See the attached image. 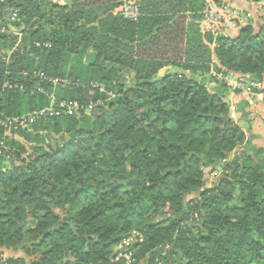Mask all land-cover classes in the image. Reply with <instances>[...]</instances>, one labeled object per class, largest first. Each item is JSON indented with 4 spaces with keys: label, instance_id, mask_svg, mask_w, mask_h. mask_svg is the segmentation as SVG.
I'll use <instances>...</instances> for the list:
<instances>
[{
    "label": "trees",
    "instance_id": "16d2710c",
    "mask_svg": "<svg viewBox=\"0 0 264 264\" xmlns=\"http://www.w3.org/2000/svg\"><path fill=\"white\" fill-rule=\"evenodd\" d=\"M134 2L136 20L120 0H0L21 32L0 31V80L24 88L0 90V119L50 93L95 104L0 128V254L23 253L4 264H125L117 246L127 264H264V147L214 75L263 80L264 18L214 36L205 0Z\"/></svg>",
    "mask_w": 264,
    "mask_h": 264
},
{
    "label": "built area",
    "instance_id": "2783aa9c",
    "mask_svg": "<svg viewBox=\"0 0 264 264\" xmlns=\"http://www.w3.org/2000/svg\"><path fill=\"white\" fill-rule=\"evenodd\" d=\"M135 1V0H134ZM133 0H120L121 2V15H123L125 18L130 20H136L139 11L136 3ZM249 2H253V0H247ZM253 18L252 11L250 10H242L240 8H234L231 9L227 6H216L211 3V1L208 2L207 7L203 11V25L206 31H211L214 33V36H217L221 32L222 24L227 23L228 21H239L240 23L245 24V22L251 17ZM16 13H12L11 17L8 19V21H13L15 19ZM9 29V31L17 36L18 39L21 38V32L20 30L15 29L13 26H10V24H5L2 22L1 16H0V31H6ZM36 47H49L50 43L48 42H39L36 41L35 43ZM217 76V78H220L224 80L227 86L231 88V90H248L249 86L257 87L260 86L261 83H258L255 85V82L251 80V77L249 75H242V74H234V73H219L214 74ZM35 76H39L42 80L43 78L47 81L46 83H51L53 85H56L58 83L61 84H68L69 81L67 79H61L57 77H44L43 72L36 73ZM23 86L17 83H13L8 80H0V90L6 91H16V90H23ZM38 92H44L45 88L39 86L37 87ZM49 98V105L43 109L33 111L24 115H18L14 117H5L4 119H0V128L4 130L5 133H9L11 131H16L19 128L27 127L29 124L33 123L36 118L43 115H73L81 110L90 111L94 109V103L89 102L86 105L79 104L75 100L65 101V100H57L52 93L48 94ZM98 104V103H97ZM0 145H2V142H0ZM1 153V151H0ZM5 255L0 254V264H4L5 262Z\"/></svg>",
    "mask_w": 264,
    "mask_h": 264
},
{
    "label": "rangeland",
    "instance_id": "374dc122",
    "mask_svg": "<svg viewBox=\"0 0 264 264\" xmlns=\"http://www.w3.org/2000/svg\"><path fill=\"white\" fill-rule=\"evenodd\" d=\"M213 5L217 6H224L225 3H227L226 0H209ZM264 5V0L260 1ZM262 5V6H263ZM233 6H230L231 9ZM256 10L257 15H253L252 20L258 18L262 20L264 18V6L261 8H257ZM255 12V13H256ZM252 17V15H251ZM251 21V20H250ZM249 20L245 22L248 23ZM240 26H243V23H240ZM203 26V24H202ZM222 29V28H221ZM84 61L86 62L89 60L87 56H85ZM251 79H253V76L249 75ZM257 85L258 83H261L260 86H258V89H255L257 87L249 86L248 90H229L225 93V98L228 101L229 110H230V116L231 118L237 122V124L241 127V129L245 132L246 137L250 139V147H264V104H263V93L259 92L260 90L264 89V78L263 80H254ZM22 108V107H20ZM93 110V109H92ZM90 110V111H92ZM26 114L25 112L21 115ZM24 141V139H22ZM245 144H242L241 146H244ZM222 170L218 169L216 172H213L211 177L218 176L219 173ZM207 179H209L208 175L206 174ZM213 178H210L211 180ZM31 219L28 220L27 225H31ZM117 250L120 251H114L116 253V258L125 259L126 263L131 259V253L129 252L128 248H124L121 246L115 247ZM114 248V249H115ZM115 249V250H116ZM135 251L132 250V254ZM5 257L10 256H22L23 253L19 250H8L4 252Z\"/></svg>",
    "mask_w": 264,
    "mask_h": 264
},
{
    "label": "crops",
    "instance_id": "0c3cea01",
    "mask_svg": "<svg viewBox=\"0 0 264 264\" xmlns=\"http://www.w3.org/2000/svg\"><path fill=\"white\" fill-rule=\"evenodd\" d=\"M226 1H227V3H225V5H227L228 7L233 6L234 8H240L242 10H250V11H252L253 15H255V14L257 15V12H256V10H258L257 8H261L264 6L260 2L261 0H255V1L253 0V2H249L247 0H226ZM136 2H138V0H136ZM205 2H209V0H205ZM215 2H216V0H215ZM238 25H241L240 22H238V21H235V20L228 21L227 23L222 24L221 31H222V33H224L225 35H227L229 37H234L235 35H237V33L239 31ZM200 26L202 28L201 23H200Z\"/></svg>",
    "mask_w": 264,
    "mask_h": 264
},
{
    "label": "water",
    "instance_id": "95a60500",
    "mask_svg": "<svg viewBox=\"0 0 264 264\" xmlns=\"http://www.w3.org/2000/svg\"><path fill=\"white\" fill-rule=\"evenodd\" d=\"M87 112H89V113L91 112V113H92V112H93V110H92V111H87Z\"/></svg>",
    "mask_w": 264,
    "mask_h": 264
}]
</instances>
